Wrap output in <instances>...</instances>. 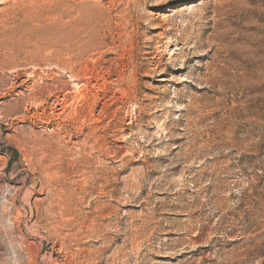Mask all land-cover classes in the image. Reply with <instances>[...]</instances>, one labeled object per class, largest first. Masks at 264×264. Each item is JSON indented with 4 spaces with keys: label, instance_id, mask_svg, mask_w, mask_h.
<instances>
[{
    "label": "rangeland",
    "instance_id": "obj_1",
    "mask_svg": "<svg viewBox=\"0 0 264 264\" xmlns=\"http://www.w3.org/2000/svg\"><path fill=\"white\" fill-rule=\"evenodd\" d=\"M1 214L0 264H264V0H0Z\"/></svg>",
    "mask_w": 264,
    "mask_h": 264
},
{
    "label": "bare ground",
    "instance_id": "obj_2",
    "mask_svg": "<svg viewBox=\"0 0 264 264\" xmlns=\"http://www.w3.org/2000/svg\"><path fill=\"white\" fill-rule=\"evenodd\" d=\"M90 13H88V15H89ZM108 14H106L105 12H98L97 13V15H94L95 16V19L98 17V19H101L99 16H103L102 17V21L104 22V24H110V21H109V19H108V16H107ZM93 16V17H94ZM90 19V18H89ZM87 22L88 21H90V20H86ZM100 21V20H99ZM91 22H93V21H91ZM90 22V23H91ZM102 22V23H103ZM89 23V24H90ZM96 23V22H95ZM91 26V25H90ZM99 27V26H98ZM91 28V27H90ZM82 36H84V35H82ZM88 35L86 34L85 36H84V38L82 39V37L80 38V39H82V40H80V41H78V42H82L83 40H89L90 41V39L87 37ZM91 38V37H90ZM89 41H87V42H89ZM86 42V41H85ZM90 44V43H89ZM93 44V43H92ZM91 45V44H90ZM93 47H94V45H92L91 47H89L88 49H81V53L83 54L82 56H84V55H87L88 53H89V51L91 50V49H93ZM78 52V51H77ZM80 58V57H79ZM78 59V58H77ZM94 98V97H93ZM0 217L2 218V217H4L2 214L0 215ZM15 262H17V261H15Z\"/></svg>",
    "mask_w": 264,
    "mask_h": 264
}]
</instances>
